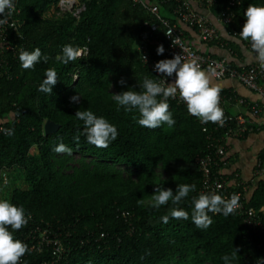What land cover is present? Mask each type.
Returning <instances> with one entry per match:
<instances>
[{"label":"trees","instance_id":"obj_1","mask_svg":"<svg viewBox=\"0 0 264 264\" xmlns=\"http://www.w3.org/2000/svg\"><path fill=\"white\" fill-rule=\"evenodd\" d=\"M15 1L22 24L19 34L7 33L15 49H0V200L22 206L32 217L20 230L9 226L14 239L26 237L35 226L56 232L67 248L58 264H224L222 257L234 249L239 251L231 264H256L262 252L260 235L247 229L237 211L228 216L208 213L213 223L207 229L192 222V198L198 197L202 179L195 160L207 146L200 119L190 115L187 106L168 101L175 124L149 129L138 124L137 109L126 111L113 99L112 94L140 91L145 77L156 80L140 58L139 44L152 59H172L158 19L132 0H79L85 9L78 18L71 12L48 15L60 0ZM231 1L214 0L209 9L215 17L223 11L232 15L228 30L244 25L249 4L264 5V0ZM158 6L160 17L182 30L178 22H183L173 12L176 3ZM65 45L85 49L86 54L64 64L56 57ZM159 45L165 49L162 55L157 54ZM36 48L48 62L23 69L20 50ZM49 68L58 76L50 95L39 91ZM73 96L79 101L73 102ZM78 110L106 118L117 127V139L106 149L87 143L84 123L75 117ZM46 120L59 125L47 135ZM206 126L213 130V123ZM8 129L14 134L7 135ZM60 143L71 149L70 155L54 151ZM223 169L218 168L222 174ZM17 180L22 183L17 185ZM180 184L196 185L175 206L189 218L170 217L165 224L161 217L174 206L169 201L153 208L155 188L175 192ZM247 205L264 206L263 180ZM50 257L48 251H28L19 264Z\"/></svg>","mask_w":264,"mask_h":264},{"label":"clouds","instance_id":"obj_2","mask_svg":"<svg viewBox=\"0 0 264 264\" xmlns=\"http://www.w3.org/2000/svg\"><path fill=\"white\" fill-rule=\"evenodd\" d=\"M12 15L14 10L13 0H0V26L7 24L8 19L5 16ZM246 22L239 33V38L251 43V49L255 53V59L260 68L264 69V5L249 4L244 12ZM171 37L172 32L165 33ZM165 49L163 45L157 47V54L162 55ZM86 50L72 45H65L62 49V55L56 57L57 60L68 64L70 61L82 59ZM47 63L49 57L43 55L39 48L29 52L21 49L19 61L21 67L25 70L33 68L37 63ZM145 60V58H144ZM155 71L172 77L175 74L174 83H166L165 79L153 80L145 77L140 91L128 90L120 94H112L113 99L119 106H123L126 111L137 109L139 112L138 124L141 127L155 129L163 124L172 127L175 124L173 114L169 111V98L175 99L179 93V98L185 102L187 111L190 115L200 119L202 123L211 122L224 126L225 113L220 107V93L222 89L212 83L214 77L218 75L216 68L209 65L207 69H201L195 59L184 60L182 55H175L172 59H163L155 64ZM45 79L39 86V91L48 95L52 93L53 86L58 82L57 72L53 68L45 71ZM124 84V81H120ZM160 97V99H157ZM73 102L79 101V96L71 98ZM75 117L83 121V135L87 143L94 145L99 149H106L112 141L118 137L117 127L111 124L106 118L96 116L91 110L75 113ZM6 134H14L12 129L6 130ZM80 134L74 137L75 142H79ZM54 151L57 153L71 154V149L64 143L58 144ZM196 190L195 184H180L175 192L171 188H155V195L152 198V207L159 209L160 206L171 204L174 206L169 210L168 215L161 217L163 223L167 224L169 218L184 219L189 218V213L179 205L191 192ZM239 195L232 194L230 198L225 199L215 193H200L198 197L192 198L191 219L194 225L199 229H207L213 223L208 213H222L224 216L234 214L239 207ZM30 214L26 216L25 209L17 207L7 200H0V264H19L21 258L29 251L26 244L14 239L13 232L9 231V226L13 231L20 230L28 224ZM238 249H234L231 256L224 255L222 260L224 264H231L238 256ZM256 264H264V258H258Z\"/></svg>","mask_w":264,"mask_h":264},{"label":"built area","instance_id":"obj_3","mask_svg":"<svg viewBox=\"0 0 264 264\" xmlns=\"http://www.w3.org/2000/svg\"><path fill=\"white\" fill-rule=\"evenodd\" d=\"M134 3L142 5L148 11H150L164 27V34L171 30L172 35L165 38L169 41V52L172 58L175 55H182L184 60L195 59L201 69H207L211 64L216 68L218 75L216 79L231 78L239 81L244 86L257 91L264 95V70L260 68L259 64H251L247 66H230L229 62L224 57H216L199 48L190 44L184 37L182 30L175 24L170 23L167 19L160 17L158 3L175 2L176 6L174 14L176 17L186 25L194 28L200 39L204 42L215 43L224 45V41L221 38L216 27L212 25L209 18L193 8V3L198 4L206 9H210L214 0H132ZM14 2V10L11 16H7V10L5 16H7L8 23L0 26V49L15 48L9 44L7 40L8 30H12L14 33L19 34V27L22 22L16 15L19 13V9ZM234 1H231L233 4ZM57 10L60 13L71 12L76 18L85 9V5L79 0H60L57 3ZM59 14V13H57ZM0 18H4L0 16ZM226 26L231 22L232 15L223 11L218 16ZM147 24V23H145ZM157 23H151L150 27L156 29ZM242 27L229 29V33L239 38V33ZM247 47L251 49V43L245 41ZM138 50L140 58L156 75V80L165 79L166 83H172L171 79L175 77H167L155 71V64L158 62L156 59H152L149 56L147 48L139 44ZM145 58V60H144ZM1 66V60H0ZM168 101H173L176 104L185 105V102L180 100L179 93L175 99L169 98ZM233 104L235 106L244 105L248 109L250 116H259L264 111V102L247 101L245 98L235 96V93H220V107L225 113V124L219 126V124H213V130H208L205 123H203V131L207 132V146L203 155H199L196 158V164L198 170L201 172L202 179L199 187L198 194L200 193H215L221 195L223 198L228 199L232 194H238L239 207L236 210L243 218V223L247 229L253 233L260 235L259 246L261 248V258H264V206L258 209L248 206L247 200L244 197L241 189H235L227 185L226 179L218 170L219 167H225L228 164L226 158L227 154V140L233 137H242L245 133L249 132L253 128V121L250 117H246L244 112L237 111L236 113L228 112L226 105ZM258 125V124H256ZM220 129L222 134L218 135L217 130ZM263 173V167L260 161L257 162L255 168V175L261 176ZM264 181V179H263ZM126 213H122L125 215ZM29 214H26L28 216ZM32 215L30 214V219ZM19 241L27 245L29 252L42 253L48 251L51 255L50 259H42L36 264H58L59 261L67 255V248L59 238L56 232H52L46 227H32L28 235Z\"/></svg>","mask_w":264,"mask_h":264},{"label":"crops","instance_id":"obj_4","mask_svg":"<svg viewBox=\"0 0 264 264\" xmlns=\"http://www.w3.org/2000/svg\"><path fill=\"white\" fill-rule=\"evenodd\" d=\"M193 8L209 18L225 44L221 46L204 42L200 39L195 29L178 22L183 30L185 39L190 44L213 56L226 58L235 67L259 64L255 59V53L247 47L246 42L232 36L227 26L218 17L212 16L209 9L195 3H193ZM174 81L175 77L171 79L172 83ZM212 83L218 85L224 93H235V96L245 98L250 102H264V95L249 89L235 79L225 78L218 80L214 77ZM262 84L264 87V82ZM226 108L230 113L244 112V115L248 118L250 117L254 123L252 130L245 133L242 137H233L227 140L226 158L228 164L222 170L227 185L234 188L239 186L248 201L257 188L258 182L264 179V160L261 161L262 157H264V111L259 116L254 117L249 115L248 109L244 105L227 104ZM258 161L261 162L263 167L261 176L255 175Z\"/></svg>","mask_w":264,"mask_h":264},{"label":"water","instance_id":"obj_5","mask_svg":"<svg viewBox=\"0 0 264 264\" xmlns=\"http://www.w3.org/2000/svg\"><path fill=\"white\" fill-rule=\"evenodd\" d=\"M59 125L51 120H46L44 123V134L47 135L58 129Z\"/></svg>","mask_w":264,"mask_h":264},{"label":"rangeland","instance_id":"obj_6","mask_svg":"<svg viewBox=\"0 0 264 264\" xmlns=\"http://www.w3.org/2000/svg\"><path fill=\"white\" fill-rule=\"evenodd\" d=\"M57 13H60V11H58L57 9H55L54 7H52V8L49 9V11H48L47 14L48 15H51V14H57ZM164 14L166 15V13H164ZM157 171H160V169H157ZM161 174L163 176H165V173L163 171H161ZM15 182L17 183V185H20V183H22L21 180H17Z\"/></svg>","mask_w":264,"mask_h":264}]
</instances>
